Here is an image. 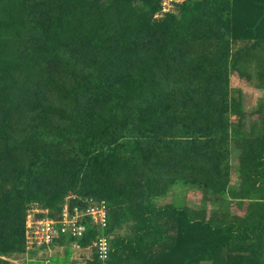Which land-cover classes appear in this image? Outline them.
Wrapping results in <instances>:
<instances>
[{
    "label": "trees",
    "instance_id": "obj_1",
    "mask_svg": "<svg viewBox=\"0 0 264 264\" xmlns=\"http://www.w3.org/2000/svg\"><path fill=\"white\" fill-rule=\"evenodd\" d=\"M165 1L0 0V264H264V0Z\"/></svg>",
    "mask_w": 264,
    "mask_h": 264
},
{
    "label": "built area",
    "instance_id": "obj_2",
    "mask_svg": "<svg viewBox=\"0 0 264 264\" xmlns=\"http://www.w3.org/2000/svg\"><path fill=\"white\" fill-rule=\"evenodd\" d=\"M38 212H42L38 209ZM84 215L90 216L91 220L101 226L107 223V213L104 206H91L86 210H81L74 207L71 211L67 204L63 205L62 211L58 214V218L53 219L48 216L39 217L35 222V239H32L33 245H40L44 241H51L52 238L61 233H68L72 236H82L86 227L81 223V218ZM59 225L60 227H57ZM40 229V230H38ZM31 230V229H30ZM98 253L101 258H106L108 255V240L100 238L96 243Z\"/></svg>",
    "mask_w": 264,
    "mask_h": 264
},
{
    "label": "rangeland",
    "instance_id": "obj_3",
    "mask_svg": "<svg viewBox=\"0 0 264 264\" xmlns=\"http://www.w3.org/2000/svg\"><path fill=\"white\" fill-rule=\"evenodd\" d=\"M238 2V1H237ZM166 3H169L168 1H165V9H169L168 6L166 5ZM239 3V2H238ZM240 4V3H239ZM170 5V4H169ZM242 5V4H241ZM171 7V5L169 6ZM253 15L255 16L254 12ZM257 15V14H256ZM235 85H237V83L235 82ZM243 91H244V95H245V107L246 109L251 108V106L253 105V103L255 102L256 98L263 95L264 93H262L261 91L257 90V89H253V88H248V87H242ZM196 193H191V199L194 201L195 200H199L198 195H196ZM170 194L168 196H166L164 198V202L168 203L170 202ZM38 213V209H29L28 211V215L26 218V240H27V250L32 247L33 243H32V239H35V222H36V215ZM31 229V230H30ZM32 230H34V232H32ZM40 230V229H38ZM77 245H74L73 247H75V252H74V257L75 258H80L82 259L83 256H89L90 251L89 249H78L77 253H76V247ZM64 247V246H63ZM58 248H62V247H58ZM60 249H50L47 250L46 249H40L38 251L37 255L34 256H29L28 254H22L20 255V257L25 256V258L27 259H23V258H18V259H14L12 260L15 264H29L28 261L34 259L35 262L31 261L32 264H66L63 255H61L59 252ZM62 253V252H61ZM32 257V258H31ZM31 258V259H30ZM49 261V263H48ZM82 261V260H79ZM30 263V264H31ZM202 264H211V263H207V262H203Z\"/></svg>",
    "mask_w": 264,
    "mask_h": 264
},
{
    "label": "crops",
    "instance_id": "obj_4",
    "mask_svg": "<svg viewBox=\"0 0 264 264\" xmlns=\"http://www.w3.org/2000/svg\"><path fill=\"white\" fill-rule=\"evenodd\" d=\"M78 250V249H77ZM77 250H76V253H77ZM61 255H62V253L61 252H59ZM73 257H74V255H73ZM78 258V257H77ZM49 262V261H48ZM76 264H83V262H77Z\"/></svg>",
    "mask_w": 264,
    "mask_h": 264
},
{
    "label": "water",
    "instance_id": "obj_5",
    "mask_svg": "<svg viewBox=\"0 0 264 264\" xmlns=\"http://www.w3.org/2000/svg\"><path fill=\"white\" fill-rule=\"evenodd\" d=\"M56 216H57V213H56Z\"/></svg>",
    "mask_w": 264,
    "mask_h": 264
},
{
    "label": "clouds",
    "instance_id": "obj_6",
    "mask_svg": "<svg viewBox=\"0 0 264 264\" xmlns=\"http://www.w3.org/2000/svg\"><path fill=\"white\" fill-rule=\"evenodd\" d=\"M58 215V214H57Z\"/></svg>",
    "mask_w": 264,
    "mask_h": 264
}]
</instances>
